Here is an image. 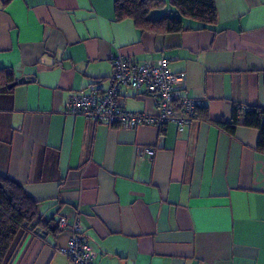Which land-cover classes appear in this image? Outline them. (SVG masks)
<instances>
[{"label":"crops","instance_id":"crops-1","mask_svg":"<svg viewBox=\"0 0 264 264\" xmlns=\"http://www.w3.org/2000/svg\"><path fill=\"white\" fill-rule=\"evenodd\" d=\"M162 1L149 19L177 17L184 30H139L117 20L114 0H0V68L26 79L0 94V176L39 202L48 225L42 236L18 233L5 264H69L57 249L76 220L95 264H264L258 131L238 125L230 135L213 124L229 123L235 109L264 110V0H214L212 26ZM117 57L166 59L210 121L180 133L174 124L114 128L64 113L90 84L108 89ZM119 102L156 113L144 90L124 88ZM140 147L154 157L137 158Z\"/></svg>","mask_w":264,"mask_h":264},{"label":"built area","instance_id":"built-area-1","mask_svg":"<svg viewBox=\"0 0 264 264\" xmlns=\"http://www.w3.org/2000/svg\"><path fill=\"white\" fill-rule=\"evenodd\" d=\"M112 66L110 85L106 91L99 92L94 84H90L86 94L73 95L68 99L64 113L114 128L134 129L142 125L162 128L174 124L180 133L197 119V110L203 107L202 101L184 95L185 77L173 73L166 59L154 64H137L117 57ZM124 88L144 90L152 98L156 113L126 111L119 102L120 91ZM136 155L139 159H151L155 150L140 147ZM58 226L60 229L68 227L65 217L59 218ZM70 232L67 244L57 252L65 256L69 264H95L96 254L77 220L71 225Z\"/></svg>","mask_w":264,"mask_h":264},{"label":"trees","instance_id":"trees-1","mask_svg":"<svg viewBox=\"0 0 264 264\" xmlns=\"http://www.w3.org/2000/svg\"><path fill=\"white\" fill-rule=\"evenodd\" d=\"M9 1L4 0L3 4ZM114 1L117 20L131 19L139 30L176 33L186 28L183 20L177 17L149 19L150 11L164 9L165 3L162 0ZM170 3L183 19L196 21L203 26H212L217 22L214 0H170ZM14 82L16 81L13 72L0 68V94H11L15 87L9 86ZM197 119L210 121L203 107L197 110ZM213 124L230 135L234 134L238 125L256 129V151L264 154V110L248 109L240 112L235 109L229 123L217 121ZM47 227L40 216L39 202L34 200L20 183L0 176V264H5L18 233L29 231L42 236ZM52 229L50 228L51 231H56Z\"/></svg>","mask_w":264,"mask_h":264},{"label":"water","instance_id":"water-1","mask_svg":"<svg viewBox=\"0 0 264 264\" xmlns=\"http://www.w3.org/2000/svg\"><path fill=\"white\" fill-rule=\"evenodd\" d=\"M23 82H26L25 78L19 79L18 81L14 82L12 85H10L9 87H15L18 84H21Z\"/></svg>","mask_w":264,"mask_h":264}]
</instances>
